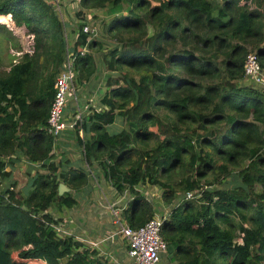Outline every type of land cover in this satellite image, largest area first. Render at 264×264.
Returning a JSON list of instances; mask_svg holds the SVG:
<instances>
[{"label":"trees","instance_id":"trees-1","mask_svg":"<svg viewBox=\"0 0 264 264\" xmlns=\"http://www.w3.org/2000/svg\"><path fill=\"white\" fill-rule=\"evenodd\" d=\"M78 4L111 15L102 30L116 45L102 61L118 75L106 77L103 108L77 123L83 136L76 143L88 166L97 164L119 194L133 196L124 220L138 227L154 217L139 184L160 187L165 205L180 191L160 228L172 261L264 264V82L244 71L254 53L264 72V0ZM0 14L21 52L0 71V264H119L60 234V217L51 213L77 204L70 192L58 194L60 183L72 190L87 182L81 167L55 161L58 138L46 131L64 25L45 0H0ZM86 14L77 9L73 31L76 85L95 72L92 51L101 47L83 32ZM117 117L125 126L108 131ZM22 159L33 173L16 190L13 169ZM229 177L237 183L222 187Z\"/></svg>","mask_w":264,"mask_h":264},{"label":"rangeland","instance_id":"rangeland-1","mask_svg":"<svg viewBox=\"0 0 264 264\" xmlns=\"http://www.w3.org/2000/svg\"><path fill=\"white\" fill-rule=\"evenodd\" d=\"M70 3L71 2H68L64 6L65 8L68 7L65 10L66 14H64L63 10L65 30L68 33L69 40H73L75 37L73 36V31L74 29H77V21L75 22V19L76 11L78 9L84 10V12L87 13L86 16L89 18L88 25L93 26L97 31L94 38L101 43V49L99 48L98 50L95 48L92 51L96 64L95 72L84 85H76L74 81L76 88L75 98H73V95L68 96L69 101L65 108V116L72 120L75 110H78L79 108L87 106L83 116H86L93 110H99L100 107L103 108L100 99L106 89V77L108 75L117 76L118 72L108 70L102 61V54L106 52L107 49L116 45L115 40L102 30L103 23L108 22L111 15L107 14L104 9H87L83 8L80 4L76 6L77 8L74 6L71 8ZM11 35H13L14 38H12ZM15 42H20L19 37L13 34L12 31H9L4 25L0 24V71H7L13 62L16 64L19 60L20 54L17 51L15 53L14 51H9V47L16 50L14 49ZM124 126L125 121L120 117H117L114 123L108 125L106 129L110 132H115ZM77 135L76 130L73 129V134L68 139L67 146L63 147L62 144L61 147L60 144L57 146L59 140L56 142L55 152L57 154L55 156V161L67 159L69 164L75 163L80 165L87 173V182L77 189H69L68 191H65L70 192V194L77 199V204L73 208H64L61 212H57L55 209L51 210V213L55 218L60 217V222L57 224L56 229L62 235H73L76 239L83 238L88 240L82 241L91 247H97L100 255L103 253L104 256L108 257V259L113 262L129 264V260H127L126 257V241L118 234L112 236L119 227L113 223L110 208L112 206L115 208H125L133 196L127 191L123 194H119L111 184L106 181L101 168L97 164H94L92 167L86 166L82 154V148L76 143ZM151 144L152 143H150V145ZM29 166L31 165L25 159L16 163L13 169V177L17 181L16 190L23 188L27 183L29 176L33 173V170L28 172L30 168ZM36 168L38 167H35V169ZM235 170L236 168L233 169V171ZM177 180L178 178H176V181ZM236 183L237 182L233 177H229L224 181L222 187H232ZM137 188L146 199L153 202L154 216L168 217L173 206L179 204L181 199H183V193L177 191L175 200H173L172 203H167L168 205H165V202L162 200V190L160 187L149 183H141ZM170 256V253L166 250L165 253L160 255L158 264H177L176 260L172 261L171 258H169Z\"/></svg>","mask_w":264,"mask_h":264},{"label":"built area","instance_id":"built-area-1","mask_svg":"<svg viewBox=\"0 0 264 264\" xmlns=\"http://www.w3.org/2000/svg\"><path fill=\"white\" fill-rule=\"evenodd\" d=\"M45 1L53 6V10L57 13L64 25L65 50L63 64L54 78L53 98L50 102L49 114L46 124L47 133L59 138L65 130L75 129L78 122L80 125V122L82 121L83 117L82 115L87 108V106H85L83 108L75 110L74 117L72 120L68 119L65 116V108L69 101L68 96L73 95V98H75L76 88L74 84L75 71L73 69L75 54L72 50V44L74 42V39L69 40L68 33L65 30L64 14H66L65 10L68 7L65 8L64 6L66 5V3L71 2L70 6L71 8H73L74 5H78L80 0ZM76 21L77 20L75 19V22ZM88 24L89 23L87 22V24L83 26V32L89 33L91 36H95L97 33L96 29ZM74 30L75 33L79 32L78 29ZM75 33L73 32V36H75ZM28 36L31 39L33 38L32 34H28ZM244 71L247 77H252L254 78V80L259 81L261 83L264 82V72H262L261 67L256 59V55L254 53H250L246 56ZM78 134L83 136V131L81 127L78 130ZM85 164L87 167H90L87 165L86 161ZM185 196L186 198H191L193 197V194L187 192ZM110 209L113 217V223H115L119 227V229L114 232L112 236L118 234L126 241V257L127 260H129V264H158L160 260V255L162 253H165L167 249L166 241L160 234L161 223L165 217L154 216L152 219L146 221L144 224L138 227H132L127 224L126 221L122 218V211L124 208H115L112 206Z\"/></svg>","mask_w":264,"mask_h":264},{"label":"crops","instance_id":"crops-1","mask_svg":"<svg viewBox=\"0 0 264 264\" xmlns=\"http://www.w3.org/2000/svg\"><path fill=\"white\" fill-rule=\"evenodd\" d=\"M1 15V14H0ZM1 17H3V18H5L6 20H7V16L6 15H1ZM0 24L1 25H4L8 30H9V22L8 21H0ZM13 32V34H15L16 35V32L15 31H12ZM13 36V35H12ZM17 36V35H16ZM14 49H16V48H14ZM9 51L10 52H13L14 51V53L17 51L19 54H20V56H21V52H20V50H18V49H16V50H13L12 49V47H9ZM16 55V54H15ZM20 56H19V58H20ZM17 61V60H16ZM19 61V60H18ZM72 134H73V130H65L62 134H61V136L58 138V140H59V142L57 143V146L60 144V147H61V144H62V146L64 147V146H67L68 145V139L72 136ZM77 137V136H76ZM72 166L74 165V166H79V167H81L80 165H78V164H71ZM86 172V171H85ZM81 230H84V229H81ZM89 239H91V238H89ZM79 240H83V241H88V240H86V239H83V238H80ZM97 248V247H96ZM98 249V248H97ZM100 253V252H99ZM101 254H103V253H101Z\"/></svg>","mask_w":264,"mask_h":264},{"label":"water","instance_id":"water-1","mask_svg":"<svg viewBox=\"0 0 264 264\" xmlns=\"http://www.w3.org/2000/svg\"><path fill=\"white\" fill-rule=\"evenodd\" d=\"M69 188L64 184V183H60L58 186V194L61 195L63 194L65 191H68Z\"/></svg>","mask_w":264,"mask_h":264}]
</instances>
